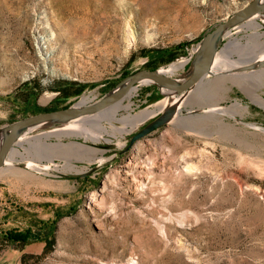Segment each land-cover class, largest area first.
<instances>
[{
	"label": "rangeland",
	"instance_id": "374dc122",
	"mask_svg": "<svg viewBox=\"0 0 264 264\" xmlns=\"http://www.w3.org/2000/svg\"><path fill=\"white\" fill-rule=\"evenodd\" d=\"M251 1L0 0V129L84 94L98 101L139 69L185 58L170 75L187 78L204 32ZM253 17L264 43V10ZM252 24L225 35V70L132 144L164 110L135 125L104 119L109 132L94 116L29 129L0 168V230L34 238L23 247L0 238V264H264V65L243 68L254 52L240 58L256 40ZM166 96L142 80L122 100L130 107L113 110L122 117ZM81 121L85 132L52 133Z\"/></svg>",
	"mask_w": 264,
	"mask_h": 264
},
{
	"label": "water",
	"instance_id": "95a60500",
	"mask_svg": "<svg viewBox=\"0 0 264 264\" xmlns=\"http://www.w3.org/2000/svg\"><path fill=\"white\" fill-rule=\"evenodd\" d=\"M264 10V0H253L242 7L229 18L218 21L210 26L199 42L196 53L192 60V70L185 79H178L170 74L163 73L159 68L139 69L124 77L117 85L100 100L92 103H78L76 105L38 112L22 119L10 122L0 129V168L7 163L18 139L28 132L29 129L50 121H67L78 117L94 114L124 99L128 93L142 80L156 82L161 90L165 89L168 95L181 96L198 85L202 79L211 72L216 54L221 49L225 35L230 29L238 26L249 17ZM264 60L255 58L243 66L244 69L262 67ZM181 108L178 109V111ZM176 110V112H178ZM175 108H167L160 115L148 122L138 130L131 138L130 144L135 140L149 134L156 128L166 124L174 115Z\"/></svg>",
	"mask_w": 264,
	"mask_h": 264
},
{
	"label": "bare ground",
	"instance_id": "6f19581e",
	"mask_svg": "<svg viewBox=\"0 0 264 264\" xmlns=\"http://www.w3.org/2000/svg\"><path fill=\"white\" fill-rule=\"evenodd\" d=\"M150 4H151V6L149 5L148 8L145 9V12H144L145 15L148 14V13H150V11L152 9L153 3L151 2ZM253 16H255V15H253ZM253 16L249 17L248 19L251 20V21L253 20L252 26L254 28H256V30H258L259 29L258 27H260L262 25H261L260 22L254 21V19H253L254 17ZM250 18H252V19H250ZM262 34H263V32H260L259 30L252 32V36H253L252 38H256V40H253L254 43L250 44V46L247 48V51L241 54V57L240 58L242 59V61H247L248 55H251V53H253V52L256 53V57L259 58V60H264V43H260L259 42V38H260V36ZM228 45H233V46H240L241 45L242 46V44L240 43V41H238L237 39H231V41H230V43ZM185 61H187V59H185V58L184 59L176 60V61L170 63L167 66L161 67L159 70L161 72H163V73L171 74V72H173L177 68L183 66L184 63H185ZM222 63L223 62H222V58H221L220 52H218L216 54L215 58H214L211 72L212 71L221 72V71L225 70L226 67L223 66ZM208 75H206V76H208ZM204 78L202 79V81L205 80ZM230 79L233 82H238L237 81V77H234L233 76ZM202 81L198 85H196L195 87H193L191 90L185 92L181 96H172V95H169L168 96V94H167V96L164 99H162L161 101H159L158 103H156V108H144V109H142V110H140L138 112H135V113H133L131 111H128V113L124 114L122 117H116L115 116V112L116 111H114L113 109H115V108H116L115 110H117L118 108H126V109H128L130 107V104H124L123 101H122L123 99H122L121 101L113 104L112 106L107 107L106 109H104V110H102L100 112H97V113H94V114H90V115H87V116H83V117L74 118V119H71V120H78L80 122V119H82V118H85V117H88V116H94V117H91L90 118V119H92L94 121V124L95 125L98 124V126H100L104 131L109 132L110 129L103 124L104 119L109 120V119H112V117H113L115 119L117 118V119H120V120L124 121L125 124L126 123H131V124L135 125L138 121H142L143 119L148 118L149 116L155 114L157 111L166 110L167 108H171V107L175 108L174 115H176L178 112H180L181 109L179 111H178V109L183 105L184 102H186V100L192 99V97L196 96L201 91L200 90L198 92V89H199V86L202 83ZM163 91L166 92L165 89H163ZM86 100H87V95L84 94V96L82 97V99L80 100V102L81 103H85ZM231 109H232V106L213 105V106L210 107L209 111H210V113L211 112H213V113H217V112L228 113V112L231 111ZM176 110L178 112H176ZM174 115L172 117H174ZM178 118H180V116H178ZM70 121H68V122H70ZM75 122L76 121H74V123ZM86 128H87V126L84 124V122L81 121V123H78V125H75V124L64 125V127H62V128H59L57 130H52V133H57V132H60L62 130H66V129L67 130H72L73 132H76V133H81V132H85L87 130ZM112 128L113 129L120 128V129L124 130L126 127H119V126L113 124L112 125ZM92 130L89 129V131L87 133H89L92 137H94V139H100V136L99 135L101 134V132L97 131V133H100V134H97L96 132H94V130L93 131ZM25 136L26 135L20 137L18 139V142L20 141V143H22L23 142L22 140L25 138ZM0 141H1V137H0ZM34 144H35V151H36V153L42 154L43 153V150L40 147L41 143L40 142H35ZM71 146L77 147L78 149L79 148L82 149V148L86 147L81 142L74 141V140L71 142ZM43 165H41L40 167H42Z\"/></svg>",
	"mask_w": 264,
	"mask_h": 264
},
{
	"label": "trees",
	"instance_id": "16d2710c",
	"mask_svg": "<svg viewBox=\"0 0 264 264\" xmlns=\"http://www.w3.org/2000/svg\"><path fill=\"white\" fill-rule=\"evenodd\" d=\"M34 236L29 228H11L4 231L2 239L13 246L23 247Z\"/></svg>",
	"mask_w": 264,
	"mask_h": 264
},
{
	"label": "crops",
	"instance_id": "0c3cea01",
	"mask_svg": "<svg viewBox=\"0 0 264 264\" xmlns=\"http://www.w3.org/2000/svg\"><path fill=\"white\" fill-rule=\"evenodd\" d=\"M6 230V229H5ZM3 234H4V231L3 230H0V238L3 237Z\"/></svg>",
	"mask_w": 264,
	"mask_h": 264
}]
</instances>
